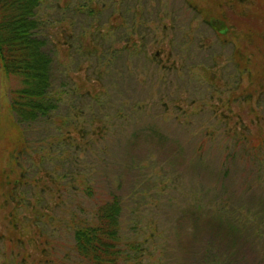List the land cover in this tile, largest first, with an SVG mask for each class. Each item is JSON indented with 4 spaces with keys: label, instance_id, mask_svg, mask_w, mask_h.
<instances>
[{
    "label": "rangeland",
    "instance_id": "1",
    "mask_svg": "<svg viewBox=\"0 0 264 264\" xmlns=\"http://www.w3.org/2000/svg\"><path fill=\"white\" fill-rule=\"evenodd\" d=\"M44 7L46 32L57 42L56 69L67 95L59 116H70L90 134L73 131L68 155L49 147L52 138L35 132L34 140L44 146L46 157L44 163L34 157L26 173L31 186H22L26 205L15 210L20 222L10 215L14 204H5L12 186L0 178V264H16L22 258L25 264H79L73 234L64 223L73 212L82 214L85 208L89 213L96 204L80 184L81 176L87 175L93 184L105 187L117 184L107 180L110 175L119 177L125 196L141 180L142 225L152 216L159 221L158 241L162 244L164 236L172 240V222L189 206L185 159L189 148L202 141V132L214 133L205 139L209 141L205 160L220 158V151L213 148L232 146L228 133L232 135L234 127L239 134L264 137V0H47ZM100 38L110 52L128 42L146 44L145 54L136 51L132 58L116 59V64L111 57L104 83L119 84L108 87L115 93L113 100L116 95L117 105L123 107V116L116 113L109 91L97 79L101 68L96 56H84L76 44L75 48L69 45L84 42V47L91 48ZM0 91L6 104L5 78ZM124 95L131 105L120 103ZM100 96L110 107L103 108ZM139 98L143 101L137 108L134 99ZM56 125L64 129V123ZM178 144L185 147L184 156L171 154ZM246 148L248 143L234 146L242 184L257 169L245 159ZM128 153L134 158H128ZM7 156L5 170L9 169ZM260 158L264 161V150ZM254 189L263 199L264 178ZM244 194L247 199L249 194ZM129 216L132 236L133 217ZM10 241L15 248H9ZM152 250L154 256L145 258L144 264H156L160 257L156 245ZM46 258L50 262L45 263ZM169 258L170 254L164 262Z\"/></svg>",
    "mask_w": 264,
    "mask_h": 264
},
{
    "label": "trees",
    "instance_id": "2",
    "mask_svg": "<svg viewBox=\"0 0 264 264\" xmlns=\"http://www.w3.org/2000/svg\"><path fill=\"white\" fill-rule=\"evenodd\" d=\"M46 1L0 0V84L3 78L8 84L6 104L0 91V178L3 183L12 186L5 197V204H14L10 207V215L17 221L15 210L18 205H26L22 186H31L26 173H30L33 158L37 156L40 162H45L46 156L42 154L44 146L34 140L35 132L52 138L54 143L49 147L55 146L63 153L68 152V155L73 146L69 142L73 138V131L90 134L70 116H59L67 95L63 92L64 85L56 69L57 42H52L46 32L48 23L43 12ZM75 44L84 56H96L95 63L101 68L97 79L109 91V101L113 103L116 113L123 116V107L117 105L116 95L113 100L115 93H111L108 87L119 84L109 80L107 86L104 80L110 71L112 59L116 64V59L132 58L136 51L145 54L146 44L142 42L140 46L136 42H128L112 52L102 38L95 41L91 48L84 47V42L69 43L73 48ZM106 52L109 56H106ZM98 99H101L104 109L110 107L101 96ZM125 101L131 105L126 95L120 103L125 105ZM142 101L140 98L134 99L137 108L141 107ZM58 122L64 123V129L56 125ZM234 130L232 135L228 133L233 140L232 146L228 143L222 148H213L222 155L226 153L222 160V155L218 160H205L206 144L209 143L205 139L214 135L211 131L202 132V141L189 148V156L184 158L189 170V206L181 209V216L175 223L172 222V240L164 236L162 244L158 241L161 237L159 221L151 216L142 225L139 219L143 204L138 189L141 180L137 179L134 190L125 196L121 192L122 180L115 175L107 178L117 180V184L112 186L111 183L110 187L95 185L88 175L81 176L84 194L95 198L96 204L89 213L81 208L82 214L73 212L71 219L63 222L73 234L79 264H144V259L153 255L154 245L160 254L156 264H179L182 261L181 264H264V198L260 199L256 194L258 191L254 189V185H260L264 178V161L260 158L264 150V137L255 139L256 136H247L244 132L239 134ZM102 131L104 129L98 133L102 134ZM163 140L169 142L167 137ZM85 142L89 145V140ZM247 143L245 159L250 167L257 169L254 177L242 184L237 163L239 153L234 152V146H245ZM127 150L129 152L130 149ZM185 150L182 144H178L172 148L171 154L184 156ZM5 153L8 154V170L3 165ZM128 158H134V154L128 153ZM17 170L20 172L16 173ZM244 193L249 194L247 199ZM154 204L155 208H160L158 201H154ZM39 214L40 211H37V225L40 223ZM127 215L133 217L132 236L128 234L130 216ZM15 242L10 241L9 248H15ZM168 254L171 258L164 262ZM44 262L50 260L46 258ZM16 264H25L24 259Z\"/></svg>",
    "mask_w": 264,
    "mask_h": 264
}]
</instances>
